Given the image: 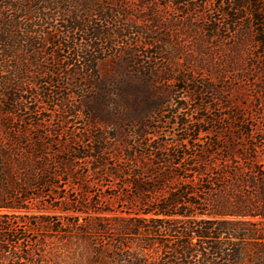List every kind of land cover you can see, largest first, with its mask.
<instances>
[{
  "label": "trees",
  "instance_id": "trees-1",
  "mask_svg": "<svg viewBox=\"0 0 264 264\" xmlns=\"http://www.w3.org/2000/svg\"><path fill=\"white\" fill-rule=\"evenodd\" d=\"M137 1L139 7L155 8L153 0ZM169 1L175 6L183 2ZM261 1L264 0H233L224 15L232 18V25L246 17L252 41L264 57V8L260 5ZM126 2L0 0V264H61L50 251L41 254L22 246L18 241L19 232L15 229L20 222L49 223L44 214L48 208L40 207L37 200L51 194L57 186L54 180L59 178V174L52 162L64 154L61 151L64 144L60 141L46 142L50 138L41 133L40 129L44 126L38 123L40 115L20 114L27 109V101L22 100V95L25 90L38 88L43 91L44 97L53 102L61 101L63 106L62 99L66 97L60 98V87L46 86L54 83L53 78H48L54 71L47 69L45 63L61 66L62 70L74 68L69 76L77 80L76 86L89 84L91 88H96L102 82L97 79V62L101 58L98 53L102 52V46L109 44V49L115 37H126V33L123 34L125 29H130L144 41L151 39L154 43L157 37L153 36L152 27L116 30L107 25L118 19L119 8L123 5L126 8ZM149 17L152 23L155 22L151 18L152 13ZM57 21L65 23L61 36L43 31ZM70 33H79L80 38ZM48 41L56 47L52 53L46 48ZM61 50L63 54H59ZM134 64L135 60L128 61V67ZM129 75L128 79L117 78L112 82L114 89H120L117 95L124 99L123 106L103 100L102 115L86 112L81 105L84 94H80L82 99L77 112L87 120L90 130L112 126L128 137H157V132H146L144 127L148 124L142 117H129L122 109L131 102L128 92L134 85L129 82L132 80L131 72ZM57 83L68 85L67 80ZM197 85L201 87L203 84H196L195 87L201 100L203 89L207 91L210 88L204 86L200 90ZM230 88H217L214 95L223 96ZM140 93L142 96L150 95L144 89ZM218 96L214 98L219 99ZM65 100L63 110L67 109L68 114L75 113L76 108H67L68 100ZM223 100L228 105L226 98ZM228 101L232 103L231 96ZM149 102L154 103L152 100ZM240 114L243 116L235 112L232 118L238 120ZM200 121L205 122L204 119ZM240 122L244 124L245 120ZM126 126L140 130L129 134L124 132ZM195 129L185 128L187 136L177 144L176 151L171 150V154L166 155L168 160L158 155L156 165L170 164L175 172L179 169L173 176L165 173L164 169L155 172L158 186L144 188L139 181V173H125L127 170L121 166L120 170H114L113 177L116 179L120 177V172L138 178L137 182L130 180L129 183L137 184L138 202L143 207L148 205V208L138 210L134 217H127L124 227L117 230L120 235L132 236L135 249L128 251L127 239L121 238L119 247L110 249L109 255L94 248L90 257L94 259V264H264V221L251 220L264 218V163L253 142L252 130L235 133L228 128L215 132L206 128L196 130L198 135L192 136L190 133ZM202 133L211 134L215 139L203 140ZM112 138L115 139L116 135ZM99 139L102 140V137L98 136V143ZM119 144L124 147L127 158H136L137 151L128 143ZM195 147L198 150L194 155L187 154V150ZM104 149L99 144L90 147L87 154L83 151L84 147L78 148L74 154L68 149L65 152L71 153L72 158L61 157L59 169L65 170L68 175L71 161L78 159H89L98 164L97 168L104 167ZM173 179L181 183L168 190L167 183ZM147 191L156 194L163 191V195L154 198L149 205L140 198ZM200 192L204 197L199 196ZM52 230L61 231L60 228Z\"/></svg>",
  "mask_w": 264,
  "mask_h": 264
},
{
  "label": "rangeland",
  "instance_id": "rangeland-1",
  "mask_svg": "<svg viewBox=\"0 0 264 264\" xmlns=\"http://www.w3.org/2000/svg\"><path fill=\"white\" fill-rule=\"evenodd\" d=\"M182 1L175 6L169 0H153L154 11L139 7L137 0H127L126 8L124 5L119 8L121 13L118 19L108 26L116 30L152 27V34L157 39L154 43L150 39L149 43L130 29H125L123 34L126 33V37H115L109 49V44L102 46V52L98 53L101 58L97 62V79L102 82L96 88H91L89 84L76 86L77 80L69 76L74 68L62 70L61 66L45 63L47 69L54 71L48 76L51 80L53 78L54 83L46 86L55 89L60 87V98L66 97L67 108L75 107V113L68 114L67 109L63 110L66 98L62 99L61 106V101L53 102L47 96L44 97L43 91L38 88L23 92L22 100L27 101V109L20 114L40 115L38 123L44 126L40 129L41 133L50 138L46 142L60 141L64 144L61 149L64 154L52 162L60 178L54 180L57 186L51 194L37 200L40 207L48 208L44 214L49 223H17L15 229L19 232L18 241L22 246L41 254L50 251L61 264H76L78 258V264H94V259H90L94 248L109 255L110 249L119 247L121 238L127 239L128 251L134 250L132 236L120 235L117 230L124 227L127 217H134V213L147 209L148 205L140 206L137 184L129 183L130 180L137 182L138 178L120 172V177L116 179L113 177L114 170H120L121 166L127 170L125 173H139V181L144 188L158 186L156 173L160 169L169 172L170 176L177 174L179 169L175 172L176 169L170 164L156 165L157 157L161 155L168 160L166 155L171 154V150L176 151L177 144L187 136V127L196 128L190 133L192 136L198 135L196 130L206 128L213 132L228 128L235 133L252 130L253 142L264 163V89H259L260 86L264 87V57L252 41L246 17L232 25V18L224 15L233 0ZM260 5L264 8V1ZM151 13L155 21L153 23L149 17ZM142 18L146 21L142 22ZM64 25V22L57 21L43 31L61 36ZM70 35L80 38L79 33ZM46 48L50 53L56 50L49 41ZM59 54H63V50ZM130 59L135 60L136 64L128 67ZM136 71L139 73L136 74ZM129 72L132 75L129 82L134 87L128 92L130 105L122 109L129 117H142L144 123L148 124V127H144L146 132H157V137H128L112 126L90 130L87 120L77 112L80 94H84L81 105L86 112L102 115L103 100L109 104L118 102L123 106L124 99L117 95L120 89H114L112 82L117 78L126 79L130 76ZM64 80H67L68 85H58L57 81ZM199 83L203 85H197V89L201 90L204 86L210 88L207 91L203 89V100H199L195 89ZM225 86L231 88L223 96L214 95L215 89ZM141 89L150 95L142 96ZM230 96L232 103L229 104ZM151 100L154 103L149 102ZM235 112L243 116L240 114L238 120H234L232 116ZM202 119L205 122L200 121ZM240 120H245V123ZM138 130L126 126L124 132L131 134ZM50 132L53 135H47ZM113 135H116L115 139ZM98 136L102 137L100 143ZM201 138L215 139L213 135L205 133H202ZM120 142L134 148L137 151L136 158H127ZM98 144L105 148L104 167L97 168L98 164L89 159H78L71 161L68 175L64 173L65 170L59 169L61 157L67 160L72 158L71 153L65 152L68 149L74 154L78 148L84 147L86 153L90 147ZM197 150L195 147L186 152L194 155ZM177 183L181 182L173 179L166 188L178 187ZM162 195L163 191L157 194L147 191L140 198L150 205L154 198ZM199 196L202 198L204 194L200 192ZM251 220L264 221V218ZM55 228L61 231H53Z\"/></svg>",
  "mask_w": 264,
  "mask_h": 264
}]
</instances>
